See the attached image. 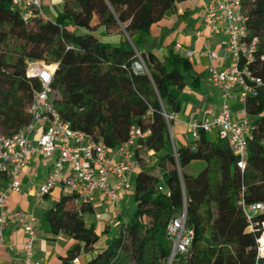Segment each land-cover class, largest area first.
Masks as SVG:
<instances>
[{
    "label": "trees",
    "instance_id": "16d2710c",
    "mask_svg": "<svg viewBox=\"0 0 264 264\" xmlns=\"http://www.w3.org/2000/svg\"><path fill=\"white\" fill-rule=\"evenodd\" d=\"M184 1L63 0L54 19L24 22L11 11V0H0V135L15 134L30 122L28 108L41 84L26 72L36 62L54 67L50 99L72 129L110 149L126 142L133 127L149 131L134 153L139 168L129 219L118 217L114 230L106 225L97 233L85 221L95 214L94 205L62 193L43 212L53 235L75 241L62 264L81 252L89 254L83 264H166L171 251L166 229L183 210L192 239L171 264H255L264 211L250 223L240 202L264 204V85L244 102L253 131L241 173L227 144L209 140L203 131L191 143L172 145L164 114L182 110L180 94L194 83L190 62L178 54L161 61L137 51L135 36L148 33ZM245 14L248 37L258 41L248 68L264 82V0L248 3ZM99 27L108 33L123 29L127 38L115 46L104 43L95 36ZM10 42L17 47L12 50ZM136 52L142 71L134 70ZM148 151L146 161L142 155ZM193 162L203 163L194 175L185 172Z\"/></svg>",
    "mask_w": 264,
    "mask_h": 264
},
{
    "label": "built area",
    "instance_id": "2783aa9c",
    "mask_svg": "<svg viewBox=\"0 0 264 264\" xmlns=\"http://www.w3.org/2000/svg\"><path fill=\"white\" fill-rule=\"evenodd\" d=\"M252 1L254 0H208L204 4L203 27L210 34L225 38L224 49L231 59L228 65L219 68L214 64L217 54L208 53L209 80L219 91L221 104L212 117L192 120L186 127V134L190 135L192 141L199 138L201 131L216 132L217 138L225 142L236 156V168L241 173L247 164L248 146L253 131L244 102L247 97H257L264 85L248 68L255 58L258 46L256 38L248 37L245 6ZM10 9L18 13L24 22L50 20L43 11L42 0H11ZM176 47L180 48V45L177 44ZM136 53L138 62L134 64V70L142 71L145 65L139 53ZM191 54L186 52L185 56L190 57ZM50 68L41 62L28 66L27 77L37 79L41 84V89L34 93L28 108L30 122L15 134L0 135V180L5 181V186L0 187V248L4 245V232L8 225L23 227L27 237L22 245V264H39L33 260L37 241L34 228L36 220L34 216L22 211H9L7 195L22 192L21 175L30 158L38 156L52 163L45 181L33 194L36 203H42L46 196L58 190L60 194L74 195L84 203L94 204L97 198H101L118 206L121 193L132 191L133 176L139 168V161L134 153L140 149L139 142L149 135V131L133 127L126 142L110 149L89 135L72 129L50 99L54 71V68ZM237 90L243 103L244 116L240 119L233 118L229 105ZM164 118L174 145L170 122L175 119V114H164ZM151 155L152 152L148 151L142 158L147 161ZM158 190L166 191L163 186ZM240 205L250 223L258 212L264 211L262 203L245 205L241 201ZM166 235L171 245L166 264H171L178 256L187 252L191 243L192 233L186 227L185 210L169 221ZM256 244L255 264H264V223Z\"/></svg>",
    "mask_w": 264,
    "mask_h": 264
},
{
    "label": "crops",
    "instance_id": "0c3cea01",
    "mask_svg": "<svg viewBox=\"0 0 264 264\" xmlns=\"http://www.w3.org/2000/svg\"><path fill=\"white\" fill-rule=\"evenodd\" d=\"M208 0H186L177 3L172 12H168L158 23L150 27L148 33L138 34L135 39L139 40L137 51L139 53H153L161 61L169 54H178L183 57L186 52H191L190 57H186L191 66L193 84H189L181 92L182 110L175 114L171 134L174 145L184 146L186 141V127L192 120H201L204 117H212L218 111L221 104L219 91L214 88L209 80L208 53L215 52L217 58L214 60L215 66L221 68L230 63V56L224 49L225 38L210 34L204 29L203 6ZM47 6L52 10L53 5L50 0H42V6ZM63 0L57 1L55 6L58 10L45 14L54 19L62 9ZM94 24L97 22L94 18ZM198 32L200 35H198ZM95 36L98 40L111 45H119L127 38L123 29L119 31L107 32L103 27H99ZM179 44L180 48L176 45ZM233 111V118L240 119L243 114V103L239 98V91L233 94L229 101ZM215 141L217 140L216 132ZM50 160L42 159L38 156L30 158L28 165L23 169L21 180L23 183L22 192L19 194L10 193L7 195V209L9 211H22L35 218L34 228L37 234L33 260L39 264H62V258L66 252L75 244L69 236L65 234L53 235L49 227L42 221L43 212L51 207L59 197L58 190H54L46 196L42 203H36L33 194L36 188L42 184L51 170ZM197 173V172H196ZM195 173V174H196ZM136 174H134L135 176ZM194 175V174H193ZM133 176V180H134ZM5 186L4 179L0 180V187ZM132 192H122L121 201L130 199ZM94 216H85L86 223H94L97 233L103 231L106 225L114 230L117 222L110 224L109 218L98 220L96 215L99 202L94 204ZM114 204H112L113 206ZM108 210V209H106ZM26 233L21 226L10 224L4 232V245L0 248V264H22V245L26 240ZM89 259V254L81 252L80 255L70 264H83Z\"/></svg>",
    "mask_w": 264,
    "mask_h": 264
},
{
    "label": "rangeland",
    "instance_id": "374dc122",
    "mask_svg": "<svg viewBox=\"0 0 264 264\" xmlns=\"http://www.w3.org/2000/svg\"><path fill=\"white\" fill-rule=\"evenodd\" d=\"M57 1L60 0H50L51 4L53 5L52 10H50L47 6H43V11L44 13H49V15H54L52 14L53 12H56L57 7L55 6V3ZM53 17V16H51ZM10 48L13 50L14 47H17L18 43L16 42H10ZM51 67V69H53L54 67L52 65H49ZM2 135V134H1ZM207 137L209 140L211 141H215V134L212 132L207 133ZM186 141L188 143H191L192 139L190 137V135L186 136ZM144 155H142L143 157ZM203 167V163L202 162H193L191 163L189 166H187L185 168V172L188 174H195L196 172L200 171V169ZM96 202H99L101 205L99 206V209L96 212V215H98V220L103 221L102 219H105L106 217L111 219L110 220V224H113L115 222L118 221V217L121 218V220L126 221L127 219H129V217L132 215V213L134 212V204L132 202V199H124L122 200L118 206L111 204V202H109L106 199H101V198H97ZM108 209V210H106ZM94 216V215H92ZM95 217V216H94Z\"/></svg>",
    "mask_w": 264,
    "mask_h": 264
},
{
    "label": "bare ground",
    "instance_id": "6f19581e",
    "mask_svg": "<svg viewBox=\"0 0 264 264\" xmlns=\"http://www.w3.org/2000/svg\"><path fill=\"white\" fill-rule=\"evenodd\" d=\"M51 69V68H50Z\"/></svg>",
    "mask_w": 264,
    "mask_h": 264
}]
</instances>
